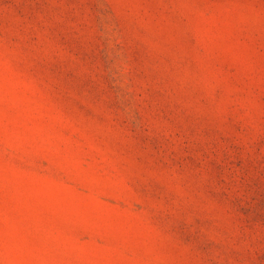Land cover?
Returning a JSON list of instances; mask_svg holds the SVG:
<instances>
[{
	"label": "rangeland",
	"instance_id": "obj_1",
	"mask_svg": "<svg viewBox=\"0 0 264 264\" xmlns=\"http://www.w3.org/2000/svg\"><path fill=\"white\" fill-rule=\"evenodd\" d=\"M0 264H264V0H0Z\"/></svg>",
	"mask_w": 264,
	"mask_h": 264
}]
</instances>
